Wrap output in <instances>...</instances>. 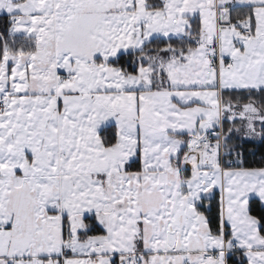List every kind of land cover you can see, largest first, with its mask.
Listing matches in <instances>:
<instances>
[{"label": "snow or ice", "instance_id": "snow-or-ice-1", "mask_svg": "<svg viewBox=\"0 0 264 264\" xmlns=\"http://www.w3.org/2000/svg\"><path fill=\"white\" fill-rule=\"evenodd\" d=\"M0 264H264V0H0Z\"/></svg>", "mask_w": 264, "mask_h": 264}]
</instances>
